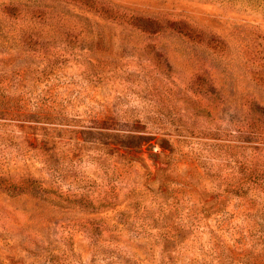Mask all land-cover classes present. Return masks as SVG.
Wrapping results in <instances>:
<instances>
[{"label":"rangeland","instance_id":"rangeland-1","mask_svg":"<svg viewBox=\"0 0 264 264\" xmlns=\"http://www.w3.org/2000/svg\"><path fill=\"white\" fill-rule=\"evenodd\" d=\"M0 264H264V0H0Z\"/></svg>","mask_w":264,"mask_h":264}]
</instances>
